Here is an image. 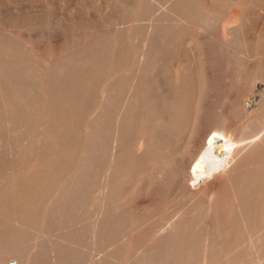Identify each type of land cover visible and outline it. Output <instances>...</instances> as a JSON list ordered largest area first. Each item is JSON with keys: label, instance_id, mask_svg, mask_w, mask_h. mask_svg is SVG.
<instances>
[{"label": "bare ground", "instance_id": "obj_1", "mask_svg": "<svg viewBox=\"0 0 264 264\" xmlns=\"http://www.w3.org/2000/svg\"><path fill=\"white\" fill-rule=\"evenodd\" d=\"M151 4L128 0L124 33L85 41L38 77L27 41L0 33V264H47L45 229L82 217L99 175L95 242L152 218L157 202L141 211L134 198L186 187L193 202L154 233L143 264H264V125L232 138L240 117L258 121L264 90L221 87L225 76L264 84V0H172L143 34ZM103 77L104 104L87 116Z\"/></svg>", "mask_w": 264, "mask_h": 264}, {"label": "rangeland", "instance_id": "obj_2", "mask_svg": "<svg viewBox=\"0 0 264 264\" xmlns=\"http://www.w3.org/2000/svg\"><path fill=\"white\" fill-rule=\"evenodd\" d=\"M151 1L153 4H151L150 11L143 14L140 20L136 21L143 34L147 33L148 24L172 0ZM225 1L220 0L221 3ZM127 9L128 0H0V33L9 34L10 32L18 41H21L22 38L27 41L30 47L33 74L39 76L47 65L52 66L56 61H59V64L66 57L72 58L75 56L82 48L86 47L88 42L85 41L92 42L97 39L107 41L114 33H124L129 23L130 13ZM235 69H238V67ZM230 81L233 83H230ZM122 82L124 85L125 79ZM104 84H106L105 77L100 78L93 84L86 107L87 116L89 114L92 116L91 113H94L96 106L100 107L104 104L105 94H98V90ZM225 84L226 87H224ZM232 84H235L234 86H237L236 90L240 92L244 89L251 90L252 87L258 91L264 90V84L262 86L261 82L256 87L253 84H251L253 86L249 84L246 87L242 84L240 89L235 78L225 76L221 83L222 91L227 93L228 87ZM254 94L249 96V102L246 103L247 107L253 110L250 113L251 117H256L260 111L255 107L257 99ZM119 101L117 110L122 107L124 98ZM115 113V111L112 113L111 118ZM263 116L264 109L257 116V119H259L255 122L256 124L254 123L249 128L246 127L244 117L237 119L233 127L232 138L242 140L255 136L262 127L261 125H264ZM243 127L246 129L245 134L242 133L244 132ZM241 134H244L243 137ZM184 136L179 141V146L184 145L188 137L187 135ZM100 178V175L94 178L89 204L82 217L73 221L56 220L51 222L45 229L44 235L46 234L45 239L48 245L47 264H143L142 254L153 241L154 233L165 229L164 227L168 225V222L176 219L193 202L188 196L186 187L171 190L167 198L164 194L169 190H154L150 194L149 203L144 202L142 204L144 198L140 196L134 198L138 209L142 207V209H139L141 211L145 208L144 206L153 205L154 202H157L158 208L152 218L132 232L126 228L127 226H120L110 242L107 244L98 243L94 241L91 234V223L99 214ZM139 201L142 203L139 204ZM133 209H136V207L134 206ZM128 238H132L130 243L132 248H129L128 244L129 250L125 251L124 248H127L125 244ZM57 251L66 254L67 258H63L64 260L61 262H56L54 256ZM12 260L10 263H15L16 258L13 257Z\"/></svg>", "mask_w": 264, "mask_h": 264}]
</instances>
